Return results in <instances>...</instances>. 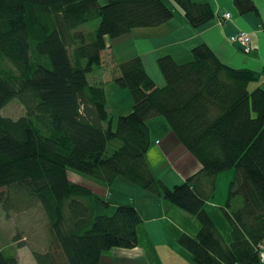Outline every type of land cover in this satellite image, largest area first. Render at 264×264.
<instances>
[{
  "label": "trees",
  "instance_id": "trees-1",
  "mask_svg": "<svg viewBox=\"0 0 264 264\" xmlns=\"http://www.w3.org/2000/svg\"><path fill=\"white\" fill-rule=\"evenodd\" d=\"M187 24L213 18L206 1L169 0ZM241 12L252 0H234ZM173 16L164 0H0V111L16 98L25 113H0V204L4 212L38 203L46 218L48 246L33 250L36 264H102L109 249L137 245L141 215L133 205L114 204L69 171L88 175L106 189L161 197L199 223L195 236L178 243L195 264H262L264 244V89L249 91L261 71L223 63L205 43L178 62L157 57L158 86L141 56L114 64V82L127 88L133 106L113 126L103 86L87 73L101 66L108 38L154 27ZM98 19L94 29L80 28ZM163 116L179 142L201 165L183 182L167 187L146 159L147 120ZM234 169L220 211L227 240L205 204L218 173ZM109 210V214L103 210ZM0 264H18L3 254Z\"/></svg>",
  "mask_w": 264,
  "mask_h": 264
},
{
  "label": "crops",
  "instance_id": "crops-1",
  "mask_svg": "<svg viewBox=\"0 0 264 264\" xmlns=\"http://www.w3.org/2000/svg\"><path fill=\"white\" fill-rule=\"evenodd\" d=\"M197 1H206L213 9V18L200 27L192 28L187 24L184 16L173 15L160 25L134 28L128 35L117 40L124 39L132 44V52L141 56L146 71L158 86L164 84V79L156 64L157 57L169 54L178 62H183L189 59L190 50L200 43L208 45L219 59L229 66L253 71L263 70L264 0H252L255 11L249 12H241L234 0ZM99 2L102 3L103 0H99ZM164 2L174 13L176 4L169 0H164ZM224 12H229L230 18L222 20ZM237 30H244L250 35L252 45L250 52H244L238 43L229 40V36ZM110 44L108 48L101 52L99 70L103 71V78H100L96 85H101L104 88L106 106L108 101L119 104L116 109L120 111V116V114L124 115L131 111L133 106L132 97L127 88L118 86L112 76H106L105 73L106 68L114 67L112 59L119 62L127 59L128 54L122 55L119 52L121 43ZM257 87L264 89V74L248 85L249 91ZM111 119H113L112 116ZM147 126L151 144L146 152V159L155 175L164 185L170 187L172 183L183 182L200 169V163L179 142L163 116L148 119ZM174 165L182 167L184 172H170ZM217 179L218 175L216 176ZM107 190L105 187H101L96 193L104 197L102 193L107 192ZM140 192L137 190L136 194ZM137 197L140 198V201H137L139 204H128L137 209L142 222H145V220L157 222L156 225L144 226L142 233L139 232L138 226L137 245L130 249L113 248L108 250L110 253L103 252L102 264H195L189 252L178 243V237L181 233L195 236L199 231L200 226L198 221L194 219L195 217H190L187 215L189 213L181 211V209L161 197ZM219 203L220 201L211 202L210 199L205 204L206 211L210 214L208 204L218 205ZM184 220L189 222L185 223ZM221 235L227 240L228 231L223 232ZM17 259L18 263L21 264L19 256H17Z\"/></svg>",
  "mask_w": 264,
  "mask_h": 264
},
{
  "label": "rangeland",
  "instance_id": "rangeland-1",
  "mask_svg": "<svg viewBox=\"0 0 264 264\" xmlns=\"http://www.w3.org/2000/svg\"><path fill=\"white\" fill-rule=\"evenodd\" d=\"M174 7L173 5H171ZM173 15H182V10L178 5H175V11ZM98 23V19H94L90 22H87L80 26V28L89 30L91 28L94 29ZM124 37V36H123ZM122 38V37H119ZM119 38L110 39L108 38V43H121L119 47V52L122 55L128 54L127 58L131 56H135L136 53L132 52V44L128 43L126 40H117ZM120 42H117V41ZM116 41V42H115ZM132 52V53H131ZM114 72V68H106V76L112 75ZM103 71L99 70V68L94 69L92 72L87 73V80L90 84H98V80L103 78ZM110 93V91H109ZM133 103V102H132ZM108 112L113 117L112 124L113 126L116 123V119L119 116L120 111L116 109L119 107V104L108 101ZM129 112V111H128ZM127 112V113H128ZM0 113L3 116L10 117L12 119H16L22 116L25 113V109L20 101L16 98L10 100L7 104H5ZM126 114V113H125ZM121 115V114H120ZM172 173H182L184 169L179 167L178 165H174L173 169L170 170ZM235 174L234 169H228L218 173V179L215 183V194L211 199V202H219L218 205H210L208 204V209L210 214L212 215V219L214 220L219 232L223 234V232H229V224L223 214L220 211V204H224L227 196L228 186L230 181L233 179ZM68 176L78 183L85 184L93 187V190L101 189L102 185L91 179L88 175L78 174L73 171L68 172ZM181 183V182H179ZM172 183L170 185L173 186ZM169 186V185H168ZM125 188L129 192H121L116 189H108L107 192H103L102 195L105 199L112 203L116 204H128L134 203L139 204L137 201H140V198L137 197L136 191L137 188L126 185ZM182 211V210H181ZM103 213L109 214V210L105 209L102 211ZM187 213V212H185ZM193 218L191 214H187ZM144 218H146L144 216ZM195 219V218H194ZM185 223H188V220H184ZM45 214L38 203H31V205H26V203L22 204L20 208H12L7 212H4V209L0 204V248L5 255L19 256L21 259V264H36L34 256L32 254L33 250L36 251H44L48 246V234H47V224H46ZM157 222H151L145 220V222H141L139 225V232L142 233L144 226L150 227L151 225H156ZM110 253L108 250L104 251ZM19 264V263H18Z\"/></svg>",
  "mask_w": 264,
  "mask_h": 264
},
{
  "label": "built area",
  "instance_id": "built-area-1",
  "mask_svg": "<svg viewBox=\"0 0 264 264\" xmlns=\"http://www.w3.org/2000/svg\"><path fill=\"white\" fill-rule=\"evenodd\" d=\"M230 18L229 12H224L222 20ZM229 40L234 43H238L244 52H250L252 49L250 35L244 30H237L229 36ZM259 259L264 264V244L259 245Z\"/></svg>",
  "mask_w": 264,
  "mask_h": 264
}]
</instances>
